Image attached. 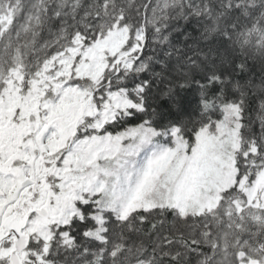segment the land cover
Here are the masks:
<instances>
[{
    "label": "snow or ice",
    "instance_id": "snow-or-ice-1",
    "mask_svg": "<svg viewBox=\"0 0 264 264\" xmlns=\"http://www.w3.org/2000/svg\"><path fill=\"white\" fill-rule=\"evenodd\" d=\"M0 264H264V0H0Z\"/></svg>",
    "mask_w": 264,
    "mask_h": 264
}]
</instances>
